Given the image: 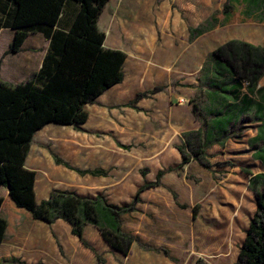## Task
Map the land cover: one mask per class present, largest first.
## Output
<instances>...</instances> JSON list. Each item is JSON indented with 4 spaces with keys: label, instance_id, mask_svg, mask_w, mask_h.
I'll list each match as a JSON object with an SVG mask.
<instances>
[{
    "label": "crops",
    "instance_id": "0c3cea01",
    "mask_svg": "<svg viewBox=\"0 0 264 264\" xmlns=\"http://www.w3.org/2000/svg\"><path fill=\"white\" fill-rule=\"evenodd\" d=\"M78 9L76 1L67 0L58 24L48 32H66ZM10 10V3L0 0V40L2 33L9 34L0 55V76L4 77L2 67L11 58V67L23 79L18 83L41 70L51 38L33 32L19 52H8L15 34L5 26ZM144 11V6L139 9L133 3L131 7L130 0H109L98 18V27L106 34V48L127 54L123 81L85 105L89 114L86 122L48 123L38 130L25 166L37 172L38 202L48 199L53 190H66L93 198L100 195L108 203L123 205L146 182L156 181L159 171L179 167V134L201 132L202 140L211 141L206 149L210 161L228 162L221 167L226 184H217L213 172L196 162L166 172L161 185L141 193L137 211L121 217L122 229L137 236L142 244L167 247L173 256L188 245H196L201 254L207 252L220 260L226 247L239 244L240 251L257 210L251 186L259 187L264 181V75L250 84L218 59L195 72L193 45L190 51L176 48L178 40L188 43L187 27L180 16L168 12L164 5L151 24ZM258 26H226L218 47L232 40L263 47L264 23L260 30ZM156 86L165 89L139 99L133 107L127 106L137 93ZM194 104L206 119L204 131L202 121L193 114ZM56 157L76 170L58 164ZM190 174L199 178L197 183L186 179ZM3 188L0 195L5 197L8 189ZM129 214L137 215L138 224H126ZM83 235L95 250L122 254L109 246L95 225L87 224ZM131 252L144 255L136 243ZM6 257L10 259L4 260ZM95 258L62 219L52 224L28 221L0 243V264H98Z\"/></svg>",
    "mask_w": 264,
    "mask_h": 264
},
{
    "label": "trees",
    "instance_id": "16d2710c",
    "mask_svg": "<svg viewBox=\"0 0 264 264\" xmlns=\"http://www.w3.org/2000/svg\"><path fill=\"white\" fill-rule=\"evenodd\" d=\"M5 1L11 5L5 26L15 30L8 52H19L27 36L33 32H43L51 38V49L41 70L28 80L14 84L2 80L0 76V186L8 189L7 196L0 195V243L15 235L23 219L49 224L62 219L71 225L72 233L95 253L99 261H103L102 258L83 235L87 224L98 227L109 246L126 256L137 242L145 250L163 252L169 257L167 249L143 245L137 236L125 232L121 217L136 210L140 194L161 185V177L174 168L159 171L156 181L141 186L131 203L116 205L108 203L100 195L93 198L66 190H53L48 199L38 202L35 193L37 172L25 166L38 130L48 123L76 125L86 122L89 114L85 105L94 103L106 90L123 81L127 54L121 49L106 48V34L98 27V18L109 0H74L79 9L71 26L66 32L54 30L52 35L48 30L58 24L67 0ZM240 5L244 7L241 15L247 21L264 22V0H227L221 11L223 23L234 21ZM215 17L213 15L198 30L212 29L217 24ZM189 31L193 38L197 29L190 27ZM213 55L250 84L258 82L264 75V46L232 40L216 48ZM164 88L156 86L139 92L127 106L133 107L139 99ZM193 114L202 121L204 131L206 119L196 104ZM200 134L187 132L181 135L182 145L177 148L182 155V163L178 168L192 160L211 168L206 159V148L211 141L202 140ZM227 136L228 132L224 138ZM55 159L58 164L76 170L62 159ZM253 179L256 180V177ZM259 184V187L251 186L257 198V210L235 264H264V181ZM172 193L176 199V193ZM7 203L27 211L30 217L26 214L24 218L9 215ZM196 212L194 208V216Z\"/></svg>",
    "mask_w": 264,
    "mask_h": 264
},
{
    "label": "rangeland",
    "instance_id": "374dc122",
    "mask_svg": "<svg viewBox=\"0 0 264 264\" xmlns=\"http://www.w3.org/2000/svg\"><path fill=\"white\" fill-rule=\"evenodd\" d=\"M147 1L149 3H147ZM226 1L227 0H130V6L132 7L133 3L137 4L139 9L142 6H144L146 8V12L144 11L143 13L148 18L151 24H154L155 20L157 19V11H159L160 8L164 5L167 6L168 12H170L171 14L176 13L178 16H180L181 22L185 24L187 27L188 43H181L178 40L176 42V48H177V51L179 52L190 51L191 45H193L192 46V50L194 52L193 64H194V70L196 72L199 70V67L201 65L206 66L216 61V58L213 55V51L219 46L218 44L219 38L224 33V29L226 26H229L231 24L257 23L259 24L258 29L260 30V25L264 23V22L261 23V22L247 21L241 15V12L244 11L243 5L238 6L236 13L234 15L233 22L229 24L223 23L224 16H222L221 11L223 10V5L225 4ZM216 12H219V13L215 14ZM213 15L214 17L215 15H217L214 18V21H216L217 24L210 30L200 32L198 30L199 27L203 23H205L207 20L211 19ZM190 27L197 29V32H195L193 38L191 37L190 31H189ZM243 28L249 29L250 27H243ZM8 38H9V34H7V32L1 34L0 55L3 50V45L5 44V41ZM10 60L11 58H9L7 62L5 63V65L2 67V72L4 76L2 79L8 82H11V83H15L17 80H23L19 78V74L16 73L15 70L11 67ZM7 72H9V74L5 75V73ZM184 133L186 132L179 134V140H180L179 145H182L181 135H183ZM231 135L234 136L235 134H231ZM145 148H147V145L145 146ZM206 159L211 163L212 165L211 168L202 166L196 160H192L190 162H196L199 166L211 170L213 172V176L217 184L224 186L226 184V181H225L224 171L221 169V167L224 165H227L228 162L220 161V162H215L213 164L210 161L207 153H206ZM182 167L175 168V171L183 169ZM167 172H170V171H167ZM250 172H251L250 170L246 171V173H250ZM186 177H187L186 178L187 180L195 182V183H197L199 180V178L196 177L194 174L187 175ZM3 189L4 188L0 186V194L2 193ZM140 197H141V194H140ZM133 199L129 203H131ZM140 201H141V198H140ZM5 205L7 207V211L9 215L11 216L13 215L14 218L15 217L24 218L25 214L30 217V214L27 211L23 209H19L15 205L12 206V205H9V203ZM194 208H196V211H197V206H195ZM135 211H137V208L136 210L132 212H135ZM138 220L139 218L137 217L136 214L135 216H132L131 214H129L128 217L125 218V222L128 226H130L131 224H134V225L138 224ZM28 221H30V219L29 220L23 219V222L21 223V225L25 224ZM136 244L138 247L141 248L144 255L138 256L137 253L132 254L131 252L132 247H131L130 253L127 256L123 254H116L112 252V250L104 251L100 248H97L96 251L100 255L103 261H99L96 258L95 260L97 261L98 264H235L238 260V255H239V244L235 248H232V249L226 247L225 255L220 257V260L215 259L212 255H207V252H204V254H201L200 248L197 247L196 245H192V246L188 245L186 249H183L181 252L177 253L178 256L171 255V252L169 251L167 247L160 246L159 248H164L168 250L169 252V257H168L163 252H157L154 250H145L144 248H142V246L139 243L136 242ZM143 245H149V244H143ZM145 252H149L150 254L145 253ZM3 259L6 260L10 258L6 257ZM14 263L22 264L21 262H14Z\"/></svg>",
    "mask_w": 264,
    "mask_h": 264
},
{
    "label": "built area",
    "instance_id": "2783aa9c",
    "mask_svg": "<svg viewBox=\"0 0 264 264\" xmlns=\"http://www.w3.org/2000/svg\"><path fill=\"white\" fill-rule=\"evenodd\" d=\"M182 102H183V100H182Z\"/></svg>",
    "mask_w": 264,
    "mask_h": 264
}]
</instances>
